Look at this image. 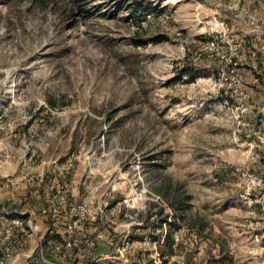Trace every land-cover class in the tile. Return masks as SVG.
I'll return each instance as SVG.
<instances>
[{
  "label": "rangeland",
  "instance_id": "374dc122",
  "mask_svg": "<svg viewBox=\"0 0 264 264\" xmlns=\"http://www.w3.org/2000/svg\"><path fill=\"white\" fill-rule=\"evenodd\" d=\"M211 6L0 0V182L27 192L6 200L17 212L41 193L35 241L76 199L85 264H264V129L246 79L258 66L245 29H211Z\"/></svg>",
  "mask_w": 264,
  "mask_h": 264
},
{
  "label": "built area",
  "instance_id": "2783aa9c",
  "mask_svg": "<svg viewBox=\"0 0 264 264\" xmlns=\"http://www.w3.org/2000/svg\"><path fill=\"white\" fill-rule=\"evenodd\" d=\"M241 1V0H237ZM245 24L249 26L248 34L254 36L257 39V46L256 48H252L250 53L253 56H257L258 54H264V16L259 14L250 15L244 20ZM217 29V28H211ZM223 29H227L224 27ZM216 39L217 36H216ZM216 44V40L211 42V45L214 46ZM243 47V46H242ZM238 50V48H236ZM243 49V48H242ZM249 53V52H248ZM241 57H239L240 59ZM246 58V57H243ZM238 64L235 61V65ZM243 84H239L238 88H242ZM240 90V89H239ZM236 90L237 94L242 95L245 98H250V95L247 93L245 94L242 90ZM256 106L254 103L253 105L250 104L246 109L249 107ZM258 115H259V129H264V104L259 105L257 108ZM260 132V142L264 147V134L261 135ZM3 186L9 188L14 183L18 182V179L6 177L2 180ZM24 213L14 211H2L0 213V243L5 246V249L1 252L0 256V264H7V262L14 259L20 251L30 243V236L32 234L33 228L31 225V217L25 218L23 217ZM85 215V203L74 200H69L67 203L65 215L63 218V229L62 234L64 236V241L61 244H56L54 247L56 250L62 254V256L66 259L73 260L75 264H85L86 261V254L85 251L75 252V249L78 247L80 240L77 236V225L78 222L84 217ZM55 218V217H53ZM56 223H54V226ZM31 230V231H30ZM21 233L20 237L17 238V232ZM34 231V230H33ZM16 232V234H15ZM36 232V231H34ZM38 232V231H37ZM52 233V231H50ZM38 235V240H36L37 249H40L41 253V260L44 264H59L56 262H52L47 259L43 252V243L47 242L49 245H53V241L48 239L47 237H43V235ZM88 245L94 247L95 241L91 240L88 242ZM24 264H36L34 261L28 260Z\"/></svg>",
  "mask_w": 264,
  "mask_h": 264
},
{
  "label": "crops",
  "instance_id": "0c3cea01",
  "mask_svg": "<svg viewBox=\"0 0 264 264\" xmlns=\"http://www.w3.org/2000/svg\"><path fill=\"white\" fill-rule=\"evenodd\" d=\"M210 4L212 6L210 7V16L212 21L217 29H223L224 26L227 27V29H245L246 33L249 31V26L245 24L244 20L250 15L259 14L264 16V0H209ZM241 4V5H240ZM240 5V7H239ZM237 10L238 12L233 11ZM232 8V9H231ZM203 18V17H200ZM212 27V28H213ZM246 38V42L248 41L247 46H245L243 49L248 53L246 57V64L248 66H258V69H251L249 71L253 72L254 74L251 75V72L247 73L246 79L248 80V88L252 94V98L254 101L258 104H264V54H258L257 56H253L250 51L252 48H256L257 46V39L252 35H243ZM260 75V76H258ZM15 185H12V190L6 188L3 186V182H0V198H5L0 200V213L4 210L9 212H14L15 210H18L19 206L10 207V204L7 203V201L12 200H20L21 197L26 196L27 192L23 191H16L14 192L16 187ZM30 192V191H29ZM31 195L34 198H37L38 201L34 206H32L31 210L23 211L20 209V211L27 212L31 219V223L35 224L36 228H44L48 224V217L50 215L46 216L48 214V210L46 209L45 205L43 203L39 202L41 197V193L38 194L37 191H31ZM7 200V201H6ZM81 219L78 222V227L81 228L82 224ZM49 225V224H48ZM77 227V228H78ZM42 230V229H41ZM42 235V234H40ZM5 249V246L0 243V256L1 252ZM37 250V244L33 237V233L30 236V243L26 247L18 253V255L12 259L11 261L7 262V264H24L26 261L31 260L33 261L34 254Z\"/></svg>",
  "mask_w": 264,
  "mask_h": 264
},
{
  "label": "trees",
  "instance_id": "16d2710c",
  "mask_svg": "<svg viewBox=\"0 0 264 264\" xmlns=\"http://www.w3.org/2000/svg\"><path fill=\"white\" fill-rule=\"evenodd\" d=\"M66 207H67V205H66ZM154 220H155L154 222H156V218ZM165 222H168L167 224L169 225V230L165 234L164 242H165L166 246L169 247V254L173 255L172 252H173L174 245L172 243V238H173V233H172L173 230H172V227H173V224L175 223V221L166 219ZM58 224L60 225V222H57V224H56V230L51 225L50 226V231H52V233H50V231H49V233L47 234V238L48 239H51L53 241V245H49L47 242H44L43 243V246H42L45 257L47 259H49L50 261H52L51 251L53 250L54 246L56 244H61L64 241V236L62 234V231L61 230H58ZM16 232H15V234H16ZM20 234L21 233H18L17 232V238L16 239H18L20 237ZM77 236L79 237L80 242L83 243V244H85V242L82 241L83 238H81L79 235H77ZM52 252H54V251H52ZM164 256H165V254H164ZM33 261L36 264H44L43 261L41 260L40 249H37L36 250V252L34 254V257H33Z\"/></svg>",
  "mask_w": 264,
  "mask_h": 264
}]
</instances>
